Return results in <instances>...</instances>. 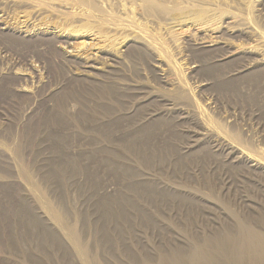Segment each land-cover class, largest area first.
<instances>
[{
    "label": "rangeland",
    "instance_id": "rangeland-1",
    "mask_svg": "<svg viewBox=\"0 0 264 264\" xmlns=\"http://www.w3.org/2000/svg\"><path fill=\"white\" fill-rule=\"evenodd\" d=\"M0 264H264V0H0Z\"/></svg>",
    "mask_w": 264,
    "mask_h": 264
},
{
    "label": "bare ground",
    "instance_id": "bare-ground-1",
    "mask_svg": "<svg viewBox=\"0 0 264 264\" xmlns=\"http://www.w3.org/2000/svg\"><path fill=\"white\" fill-rule=\"evenodd\" d=\"M107 57V56H106ZM109 57V56H108ZM90 65V64H89ZM93 67V66H92ZM89 71V70H88ZM87 72V71H86ZM90 73V72H89Z\"/></svg>",
    "mask_w": 264,
    "mask_h": 264
}]
</instances>
